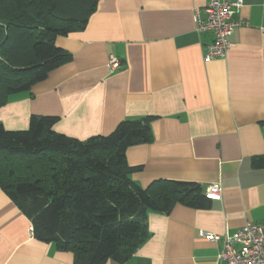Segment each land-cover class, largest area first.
Listing matches in <instances>:
<instances>
[{"label":"crops","instance_id":"1","mask_svg":"<svg viewBox=\"0 0 264 264\" xmlns=\"http://www.w3.org/2000/svg\"><path fill=\"white\" fill-rule=\"evenodd\" d=\"M210 1L100 0L84 31L56 39L72 61L0 107L7 130L56 116L54 130L79 140L153 116V141L127 150L135 183L222 184V199L205 208L150 212L146 240L123 264H218L223 242L201 231L225 237L248 222L264 226V170L253 167L264 157V0H244L227 58L206 62L213 35L197 31L194 14ZM31 226L0 188V264H74Z\"/></svg>","mask_w":264,"mask_h":264},{"label":"trees","instance_id":"2","mask_svg":"<svg viewBox=\"0 0 264 264\" xmlns=\"http://www.w3.org/2000/svg\"><path fill=\"white\" fill-rule=\"evenodd\" d=\"M99 2L0 0V107L72 61L56 39L84 31ZM58 119L33 115L23 131L0 122V188L31 220L34 237L72 252L74 264H123L146 240L150 212L209 205L197 183L143 188L130 178L127 150L153 141L155 117L86 140L57 133ZM253 167L264 170V157Z\"/></svg>","mask_w":264,"mask_h":264},{"label":"built area","instance_id":"3","mask_svg":"<svg viewBox=\"0 0 264 264\" xmlns=\"http://www.w3.org/2000/svg\"><path fill=\"white\" fill-rule=\"evenodd\" d=\"M244 0H211L205 7L195 10L194 21L198 32H210L213 41L206 47L204 60L211 62L226 59L232 47L230 41L235 29L240 26L234 15L243 7ZM109 66L116 70L122 66L117 58L109 59ZM205 196L218 201L223 196V186L213 183L205 189ZM33 233V227H30ZM201 236L212 242H223L218 264H264V226L246 223L232 235L221 237L201 231Z\"/></svg>","mask_w":264,"mask_h":264},{"label":"rangeland","instance_id":"4","mask_svg":"<svg viewBox=\"0 0 264 264\" xmlns=\"http://www.w3.org/2000/svg\"><path fill=\"white\" fill-rule=\"evenodd\" d=\"M16 131H23V130H16Z\"/></svg>","mask_w":264,"mask_h":264}]
</instances>
